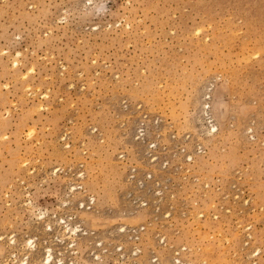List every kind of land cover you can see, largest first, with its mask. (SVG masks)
<instances>
[{"label": "rangeland", "instance_id": "obj_1", "mask_svg": "<svg viewBox=\"0 0 264 264\" xmlns=\"http://www.w3.org/2000/svg\"><path fill=\"white\" fill-rule=\"evenodd\" d=\"M142 113L159 144L204 149L153 170L155 214L132 209L118 159L142 168ZM47 248L51 264H264V0H0V264Z\"/></svg>", "mask_w": 264, "mask_h": 264}, {"label": "built area", "instance_id": "obj_2", "mask_svg": "<svg viewBox=\"0 0 264 264\" xmlns=\"http://www.w3.org/2000/svg\"><path fill=\"white\" fill-rule=\"evenodd\" d=\"M146 114L142 113L137 117L136 123L133 128L132 138L140 142L143 147L141 152L140 163L141 167H137L135 164H128L126 156L124 153L118 155V159L121 163L126 165L125 171V182L130 188L128 193L129 204L132 209H143L150 208L152 213H157L161 211L159 207V199L163 197V186L162 182L159 181L160 173L154 175L153 170L158 172H166L170 166L181 169L180 165L172 164V160L175 157H178L183 161V164L190 163L191 152L194 154H199L204 151L203 146L199 143H195L192 151H188L185 148V143L190 140V135L184 134L179 139L175 137V134L170 135V140L174 144L172 149L158 143L159 134H158V124L153 121L154 132L153 136L150 137L147 129V119ZM187 172L186 169H184ZM150 198V199H149ZM89 205L91 204L90 200L88 201ZM163 214V212H162ZM144 230L143 226L132 227L124 230L127 241L129 240L132 243L131 250L128 252L131 256H136L139 254L138 241L140 234ZM115 252L119 255H125L122 252V248L116 247Z\"/></svg>", "mask_w": 264, "mask_h": 264}, {"label": "bare ground", "instance_id": "obj_3", "mask_svg": "<svg viewBox=\"0 0 264 264\" xmlns=\"http://www.w3.org/2000/svg\"><path fill=\"white\" fill-rule=\"evenodd\" d=\"M15 63V62H14ZM212 129H214V127H212ZM80 204V203H79ZM44 214L42 213V215H40V216H42L41 218H39L41 221H43V219H44V216H43ZM38 220V219H37ZM56 220V224H64L65 225V227H66V229H68V232L70 233V236H69V239H70V242L66 245V248H67V246H69V249L71 248V251H72V253L74 254V249H72L73 247H75L76 246V239H75V237L77 238V235H76V232L78 231L77 229H78V227H76L75 226V228H70L69 227V224L65 221V220H63V218H59V219H55ZM47 221V220H46ZM45 222V221H44ZM41 223V222H40ZM46 224V226L45 225H42V227L43 226H45V231H52V228H51V223H49V221H47V222H45ZM54 223V222H53ZM42 224H44L43 222H42ZM62 226V225H61ZM44 228V227H43ZM63 229V228H62ZM42 230V229H41ZM65 230V229H64ZM67 231V230H66ZM69 233H68V235H69ZM61 235V234H60ZM63 235V234H62ZM67 235V236H68ZM85 236L87 235V234H84ZM58 236V235H57ZM66 236V235H65ZM12 239V238H11ZM61 239V238H60ZM29 240V239H28ZM62 241V240H61ZM68 241V240H67ZM71 244V245H70ZM22 245V244H21ZM25 245V246H24ZM23 246V248H24V250H26V248L25 247H27V246H29L28 248H27V251H29L30 253H31V251H32V249L34 248V246H32L33 245V243H32V241L31 242H26L25 244H24ZM77 248V247H76ZM19 250H21V249H19ZM20 252V251H19ZM30 253H28V252H26V254L24 255L26 258H24V259H21V264H27V262H28V259H29V255H31ZM15 254V258H16V253H14ZM53 253H52V249L51 248H47V256H46V258H45V260L44 261H46L45 263L46 264H51V262L53 261V255H52ZM140 254V253H139ZM62 255V254H61ZM137 256V255H136ZM22 258H23V256H22ZM55 259H57V258H55ZM73 261V260H72ZM57 262L58 263H60V264H64V261H63V258H58L57 259ZM69 263H71V262H69ZM37 264V263H36ZM74 264V263H73Z\"/></svg>", "mask_w": 264, "mask_h": 264}]
</instances>
